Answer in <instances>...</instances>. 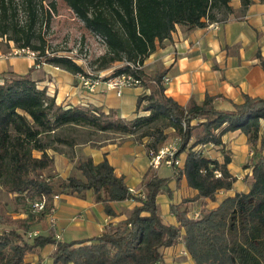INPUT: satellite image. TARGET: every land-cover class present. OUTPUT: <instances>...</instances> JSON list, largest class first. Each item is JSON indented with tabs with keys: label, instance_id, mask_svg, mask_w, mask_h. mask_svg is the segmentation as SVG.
I'll return each instance as SVG.
<instances>
[{
	"label": "trees",
	"instance_id": "obj_1",
	"mask_svg": "<svg viewBox=\"0 0 264 264\" xmlns=\"http://www.w3.org/2000/svg\"><path fill=\"white\" fill-rule=\"evenodd\" d=\"M9 1L0 0V21L5 19ZM65 1L88 29L102 37L106 51L101 56V67L123 61L142 63L156 42L170 39L175 25L187 29L202 27L216 18L221 7L228 8V0ZM249 1L241 0L244 5ZM6 31L7 26L0 24V34ZM30 39L29 33L24 34L22 41L16 33L9 37L17 47H29L37 53L39 48L30 46ZM42 55L40 59L37 53L35 63H52L75 73L84 71L70 56ZM259 63L264 70L262 58ZM122 72H129L128 65L114 73ZM131 73L149 89L137 99V107L146 101L142 109L147 114L131 120L114 117L112 112L105 114L96 107L63 108L38 88L28 73L6 71L0 75V183L7 192L29 201L13 220L14 227L0 228V264H24L27 252L47 244L55 246L50 254L52 264H164L161 248L178 239L183 241L194 264H264V127L260 135L264 97L244 94L240 103L232 104V109H218L213 105L214 96L206 94L200 104L190 99L182 106L164 94V71H156L153 76L141 70ZM157 120L161 125L151 127L141 136H148L147 150L155 153L170 136L166 129L173 128L177 139L175 157L185 153L180 172L187 185L197 190L192 199L203 198L197 217H188L171 205L178 225L164 223L156 196L166 189L167 179L145 172L144 195L137 196L128 189L123 177L115 174L105 157L94 163L89 156H79L74 167L77 173L66 179H53L44 173L52 164L46 150H58L55 144L74 143L73 139L53 136L63 125L136 133ZM234 130L244 133L254 149L245 164L251 167L249 189L228 195L216 207L207 209L204 198L213 199L218 190L230 189L235 181L227 168L230 157L221 140L224 132ZM207 144L219 147L221 162L204 156L197 148ZM34 151L40 155H34ZM215 171L220 175L216 176ZM87 189L93 191L94 200L103 204L108 215L115 214L110 205L113 201L132 199L137 204L125 219L108 223L100 234L88 240L59 241L52 233L24 238L38 223V217L46 218L44 211H30L32 201L54 193L80 196ZM4 221L5 217L0 215V225Z\"/></svg>",
	"mask_w": 264,
	"mask_h": 264
},
{
	"label": "crops",
	"instance_id": "obj_2",
	"mask_svg": "<svg viewBox=\"0 0 264 264\" xmlns=\"http://www.w3.org/2000/svg\"><path fill=\"white\" fill-rule=\"evenodd\" d=\"M5 52L0 47V54ZM22 57L29 59L27 69H5L0 65V75L6 71L28 73L37 86L63 108L96 107L105 114L112 112L114 117L125 120L147 114L141 104L137 107L138 97L149 92L143 84L125 87L119 96L115 91L107 90L103 84L89 91L80 85L75 72L52 63H35L28 56ZM260 58L264 64V0H250L246 5L241 0H228V8L221 7L216 12V18L205 26L187 29L183 25H175L170 39L156 42L154 50L144 58L142 65L147 76L164 71L163 76L169 78L163 82L164 94L182 106L190 99L200 104L208 94L214 96L213 105L216 108L232 109V104L240 103L244 94L264 97V70L259 63ZM260 125L261 135L263 120ZM92 129L93 132H89L85 139L74 140L72 145L59 144L58 150L47 149L52 164L44 173L50 174L53 179H66L77 173L74 167L79 156H89L94 163L105 157L115 174L122 176L128 189L137 196L144 195L145 172H153L167 179L166 189L156 196L158 212L164 223L178 225L171 205H176L188 217L200 213L203 198L192 199L197 190L187 185L185 176L180 172L185 153L176 156L178 163L175 166L161 162L158 168H151L146 147L148 136L139 137L137 132ZM171 131L172 127L166 129V132ZM221 140L230 157L227 168L235 181L230 189L218 190L213 199L204 198L207 209L216 207L228 195L248 191L250 186L251 167H245V164L249 162L254 149L248 144L247 136L239 130L226 131L221 135ZM172 142L177 144L176 140ZM197 148L208 158L219 162L223 159L218 146L207 144ZM261 153L264 154V150ZM34 155L39 156L40 152ZM58 194L55 223L49 224L45 220L41 225H34L33 230L43 235L52 233L56 240L66 242L97 236L108 223L115 224L125 219L137 204L132 199L113 201L110 203L115 212L112 216L105 213L102 203L94 200L91 189L80 196ZM180 234H183L182 228ZM54 248L53 244H47L31 253L27 252L24 264H52L50 254ZM183 251L186 249L181 239L161 248L163 263L194 264L187 251L182 255Z\"/></svg>",
	"mask_w": 264,
	"mask_h": 264
},
{
	"label": "rangeland",
	"instance_id": "obj_3",
	"mask_svg": "<svg viewBox=\"0 0 264 264\" xmlns=\"http://www.w3.org/2000/svg\"><path fill=\"white\" fill-rule=\"evenodd\" d=\"M0 24L7 26L6 33L0 34V47L6 52L11 47H17L13 40L8 43L9 37L16 33L22 41L24 34L29 33L31 35L30 46L39 48L37 53L40 59H43V53L47 56H71L77 64L83 67V70H88L93 74L105 72L114 75L118 68L133 64L123 61L101 67L103 65L101 56L106 51L102 37L88 29L65 0H32L30 3H26L25 0H10L5 19L1 20ZM28 62L29 59L22 56L0 59V65L5 69L19 71L27 69ZM128 67L129 71L133 70L130 65ZM140 70L143 72V67ZM145 104L146 101L144 100L141 103L142 108ZM160 125L161 121L157 120L144 126L137 131V136L142 137L141 133L148 132L151 127H159ZM89 132H93L92 127L67 124L57 129L53 136L66 140H83L89 135ZM175 137L174 132L171 131L164 145L177 140ZM54 146L58 145L55 144ZM59 148L62 149V147ZM36 153L37 151L33 152V154ZM28 202L26 199H19L14 193L7 192L0 183V215L5 217V221L1 223V228L7 230L14 227L13 220L18 217V212L28 205ZM37 219L40 225L46 220L43 216ZM34 227L30 230L34 231ZM24 238L30 239L26 233Z\"/></svg>",
	"mask_w": 264,
	"mask_h": 264
},
{
	"label": "built area",
	"instance_id": "obj_4",
	"mask_svg": "<svg viewBox=\"0 0 264 264\" xmlns=\"http://www.w3.org/2000/svg\"><path fill=\"white\" fill-rule=\"evenodd\" d=\"M10 42L11 40H8V43ZM12 56L14 57L28 56L35 60L37 57V53L34 50L30 49L29 47H11L10 50H8L7 52L0 54V58L1 57L7 58ZM128 65L131 66V68L133 69L132 71L140 70L143 67L142 63L138 61ZM76 75L79 79L80 85L86 88L87 90L92 91L99 84H103L107 90L115 91V93L118 96L121 94L123 88L125 87L142 85L141 78L134 76L131 73V71L112 75V74H107L105 72H98L97 74H93L88 70H84L83 72H76ZM168 80L169 78L167 76L162 77V82H167ZM176 150H177V144L175 142L161 146L155 153H153L152 150H150L148 152L150 167L156 169L158 168L161 162L167 165L175 166L178 163V159L177 157H175ZM214 174L216 176L220 175L218 171H215ZM58 197H59L58 193L51 194L50 196L41 195L39 198L31 202L30 211L32 213H39L44 211L47 222L49 224H54L56 220L55 201L57 200ZM198 215L199 214L196 213L195 217H197ZM36 234H37L36 231H28L26 235L27 237H32ZM181 253L182 255H185L186 251H183ZM36 264H43V263H36Z\"/></svg>",
	"mask_w": 264,
	"mask_h": 264
}]
</instances>
